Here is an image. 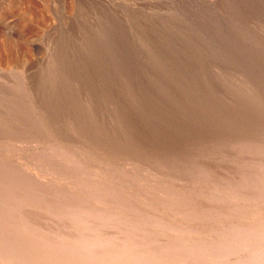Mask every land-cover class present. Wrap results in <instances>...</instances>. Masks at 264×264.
Returning a JSON list of instances; mask_svg holds the SVG:
<instances>
[{
	"label": "rangeland",
	"instance_id": "374dc122",
	"mask_svg": "<svg viewBox=\"0 0 264 264\" xmlns=\"http://www.w3.org/2000/svg\"><path fill=\"white\" fill-rule=\"evenodd\" d=\"M1 42L7 48L2 55L13 59L0 65L1 195L11 196L4 184L22 185L29 179L46 193L63 192L58 209L85 194L88 204L98 206L97 194H90L84 183L99 180L102 188L109 182L122 185V180L143 197L153 190L157 195L163 187L169 193L180 189L177 201H192L188 206L196 207L195 216L211 199L212 211L222 215L208 217L210 221L201 217L190 228L144 225L147 215L159 212L152 201L148 205L155 211L148 210L143 220L130 215L118 225L147 264H186L185 258L184 263L174 261L172 248L178 243L192 248L199 238L231 242L218 229L225 222L235 225L229 217L240 222L234 198L218 194L227 191V180L235 183L227 187L229 194L235 188L245 203L257 205L248 220L264 218V0H0ZM70 120L83 130L81 135ZM44 130L68 135L71 145H78L82 163L71 156L53 159L52 149L41 144L47 141H33L37 132H43L40 138L47 136ZM122 141L128 146L118 157H109V150L101 147ZM138 146L145 150L134 166L123 157H134ZM158 194L155 200L161 201L163 193ZM33 204L41 208L44 202ZM172 207L181 211L175 205L167 210ZM253 247L246 244L248 251ZM4 253L6 259L14 255ZM125 253L117 259L122 264L142 263V257L136 261L134 254Z\"/></svg>",
	"mask_w": 264,
	"mask_h": 264
},
{
	"label": "bare ground",
	"instance_id": "6f19581e",
	"mask_svg": "<svg viewBox=\"0 0 264 264\" xmlns=\"http://www.w3.org/2000/svg\"><path fill=\"white\" fill-rule=\"evenodd\" d=\"M26 35H27V33H26ZM5 46H6V44L4 45V43H2V42L0 43V65L1 64L6 65L7 63L10 64V63H12V60H13V59H10L9 57L5 58L4 55H2L4 52V49L6 48ZM7 47L9 48L8 45H7ZM6 50H7V48H6ZM67 73H68V71H67ZM67 73H65V74H67ZM63 81L64 80H62V82ZM62 109H64V108H62ZM207 109L208 108H206L205 112H207ZM201 110H202V108H201ZM3 117H5V116H3ZM68 124L69 125H76V127H75V130H77L76 133L78 135H81V133L79 131H83V130H81L78 127L79 125H77V123L75 124L74 121L70 120ZM80 126H81V124H80ZM35 128H36V126H35ZM121 128H123V126ZM118 131H116V132H118ZM4 132H6V127H5ZM44 132L46 133L45 130H44ZM121 132H123V131H121ZM28 133H29V131H28ZM37 133H38V137H39L43 132L42 133L37 132ZM59 133H61V132H59ZM10 135H12V134H10ZM32 136H33V134H32ZM116 136L117 135H115V137ZM3 137L4 136H0V138H3ZM14 137H15V139H18V137H21V135H19V136L14 135ZM38 137L33 139V141H36L37 139L47 141V142H42L41 144L45 145L44 148H46V146H47L46 149H50V150L52 149L51 155L53 156V159L55 157L60 156V155L62 157L64 156L65 158L67 156V157H69V159L71 156V159L73 158V161H75V163H79V164L82 163V161H80V159H78V154H77L79 147H78V145L76 147L71 145L72 140L70 138H68L69 137L68 135L57 134L56 132L54 134H52L49 132L47 134V136H45L44 138H40V137L38 138ZM22 138H23V136H22ZM203 139H204V137H203ZM116 141H118V140H116ZM107 142H108V140H107ZM118 142H116V143H118ZM64 143L69 144L70 145L69 148L71 150H69L65 146H63V145H65ZM121 143H123V144L119 143L120 146L115 144V147H113V148H112V146L114 144H112V146H111L109 143H108V145L103 143V146H101V147L105 150H109V152H110V153L108 152L110 154L109 157L110 156L118 157L119 154L124 153L121 150L126 149L128 146V145H124L127 142L125 143L122 141ZM244 143H246V142H244ZM132 145H135V142H133ZM142 146H141V148L139 146L136 148V153H134L135 156L132 155L134 157L130 158L131 154H129L130 157H128L127 159H125V157H123L124 160L128 161L127 163H133L132 165L136 166L135 165V163H136L135 160H137L136 158L138 157V155L139 156L142 155V152H144V150H145V149L144 150L142 149ZM138 149H140V150L138 151ZM79 150H80V152H84L81 149H79ZM87 151L89 152V150H87ZM89 154L90 153H87L86 155L88 157H91V156H89ZM104 154H105V152H104ZM84 157H86V156H84ZM86 159H87V157H86ZM86 159H84V160H86ZM61 160H63V159H61ZM88 160H87L86 164L89 163ZM92 160H94V159H92ZM262 160H264V159H262ZM61 163H63V162L61 161ZM100 163H98L99 168L101 167ZM102 163H104V162H102ZM137 163H139V162H137ZM139 164H141V163H139ZM82 166H83V164H82ZM88 166L90 168L91 165L88 164L85 167L87 168ZM123 166H126V165H123ZM103 167H105V165ZM54 168H56V167H54ZM94 168H91V169L95 170ZM121 168L122 167H120V169ZM141 168L142 167H140V169ZM259 169H261V168H259ZM83 170L86 171L85 169H83ZM93 170L88 169V171H90V173H91V176L94 174V173L92 174ZM108 170H107V172L105 171L107 174L109 172ZM114 170H113V172H114ZM117 170H118V168H117ZM125 170H128V169H125ZM137 170H139V169H137ZM141 170H143V169H141ZM79 171L78 172L75 171V172L78 173V175H80ZM84 171L82 173H84ZM88 171H86V172H88ZM96 171H101V170L97 169ZM96 171H95V173H96ZM261 171H264V170H261ZM110 172H112V171H110ZM123 172H125V171H123ZM205 172H207V171H205ZM128 173H129V171H128ZM25 174L29 175L30 173L28 174L25 172ZM55 174H56V172H55ZM85 174L86 173H84V175ZM115 174H117V173H115ZM88 175H90V174L88 173ZM96 175H97V173H96ZM96 175L94 174L93 176H96ZM98 175L101 176L100 173ZM103 175H105V174H103ZM109 175H107V176H109ZM127 175H130V174H127ZM107 176H106V178H107ZM112 177H115V176H112ZM120 178H121V175H120ZM74 179H75V177H74ZM98 179H99V176H98ZM25 180H26V178H25ZM64 180H65V178H64ZM68 180H70V179H68ZM91 180H92V177H91ZM91 180L89 178V180H87V181L91 182ZM2 181H1V183H2ZM78 181H76V182H78ZM204 181H206V180H204ZM29 182H31V181H29V179H28V181L26 183L23 182L22 185L21 184L20 185H18V184L14 185V184H4L3 183L6 187V191H9L11 196H8L7 193L5 194L6 196L0 194V264H101V263L104 264V262H109V264H122V261L117 260L119 258V256L120 257L123 256L122 254L126 252L125 255L131 253V254H134L133 255L134 257H137L136 252H134V251L137 250L139 247L136 244H133V242H131L130 238H129V240H126V236L123 235V232H124L123 229L118 227V225L121 224L122 222H126L127 217H130V215H132V216L137 215L138 217L140 216L142 218V215L145 214L148 210L153 211L152 210L153 208L150 209L153 206L148 205L149 204L148 201L154 202L153 204H155L154 205L155 208L159 209V212H157V214H155V212H154L155 210H154L153 211L154 214L153 213H152V215L149 214V215H147L146 218L143 217L144 222H145L144 225H146V223H147V225H151V224L154 226L158 225L161 228L176 229L174 227H170L171 225L176 224V225H179L180 227H182V226L187 227L188 226L190 228V225H193L195 223V221L197 219L199 220L201 217H203V218L206 217L205 219L210 221L211 218H214V217L216 218V217L222 215V214L219 215L220 213L217 210L212 211L213 203H211V199L208 200L209 203H206V205L203 206V209L207 213L210 212L209 215L207 216V213L205 211H202V212L200 211L195 216V213L193 211L195 210L196 207L194 208V210H189V209H191L190 208L191 206H188V205L194 204L192 201H190V200H188V201L184 200L185 202H182V200L181 201L179 200L180 202L177 201L179 199V197L177 195L181 193L180 189H176V191H174V193H173V190H174L173 189L170 191L171 193H169L168 192V190H170V189H168L169 187L167 189H166V187H163L158 192V193H163L162 198H160L161 201H156L155 198L157 199L158 195H160L158 193L156 195L157 191L155 192L153 190L150 193L147 192L148 196L143 197V196H141L142 193L141 194H139V193L134 194V192L133 193L130 192L131 189L129 190V188H128V185H129L128 182H126V181L124 182L122 180L120 181V182H122V185L120 183H117V182L105 183L102 181V183H105V185H103L102 188H101V185L99 183V180L98 181L96 180V182L94 181V183L91 185H89V184L87 185L84 183L83 186L88 189L90 194L91 193L97 194L94 196H97L96 199H97L98 206H95L94 203L88 204L90 198L86 196L87 198H89V199H87L88 200L87 201L84 197L86 195L85 194L83 197H81V199H79L80 201L75 202V204L66 203L64 201L65 204L63 203L64 205H62V207H60L59 208L60 210H59L56 206L57 205L56 203L57 202L60 203V201L62 200V197L64 195L63 192H56L55 191V192H53V194L46 193L43 188L38 186L39 183H38V185L35 184L34 186H32V184ZM227 183L228 184L226 185L225 188L228 192L224 191V189L223 190L221 189L222 192L218 193V194H226V195H224L226 199L227 198H229V199L234 198L233 201H234V205L236 208L235 210L238 211L237 212L239 214L238 220H240V222L236 223L235 219H231L230 217L228 218V216H227V218H228L227 221L234 220L235 225L232 223L227 224V222H225L226 225L223 224L224 226H221V227L218 226L219 228L218 227L217 228L219 230H221L220 232H223L224 234H227L228 236H230L231 242L226 243V242L222 241L221 239L216 240V238L215 239L210 238L209 241L206 240V238H205V240L203 238V241H202L199 238V241H196L193 244V246L191 245L192 248L191 247L190 248H186V247L184 248L183 246H180L181 245L180 243H178V244L175 243L177 245H174L172 248L174 256H175V260H174L175 262L179 261V263H184L186 261L185 262L186 264H200V263L201 264H203V263H208V264H264V218L259 216V217H261L259 222L257 221L258 216L256 219L253 217L256 221L255 220H248L250 214L256 212L257 205L254 204L253 205L254 207L252 208L251 205L245 203L246 200L245 201H243V200L246 198L243 197L244 196L243 194H240L237 196L235 188H231V190H230V193L232 191L233 195L229 194V190H228L229 188H227V187H229V185L235 187V183H234V181H228V180H227ZM64 184H66V183H64ZM64 184H63V186H64ZM77 184H79V183H77ZM119 184L121 186H119ZM66 185H68V184H66ZM162 185H163V183H162ZM30 186H32V187H30ZM117 186L121 187L120 191L117 190L119 188ZM123 186H125V187H123ZM131 186H133V185L131 184ZM166 186H168V185H166ZM219 186H221V185H219ZM76 187H77V185H76ZM156 187H157V185H156ZM170 187H172V186H170ZM131 188L133 189V187H131ZM0 189L3 190V187ZM101 189H102V191H101ZM134 189H135V187H134ZM74 190H76V189H74ZM74 190H71L72 193L76 192V191L73 192ZM80 190H82V189H80ZM157 190H158V188H157ZM57 191H58V189H57ZM142 191H144V190L142 189ZM30 192L32 194H34L33 198L31 197ZM67 193L69 194V192H67ZM101 193H102V195H100ZM79 194H80V191H79ZM144 194H146V192ZM168 195H169V197H168ZM174 197H176L177 199H173V201H172V198H174ZM33 199H35L36 201L41 200L42 202H44V205H42V206L40 205L41 208H35L33 206H30L31 204L34 205L33 203L36 202V201H33ZM219 199L222 202L224 200V198H222V199L219 198ZM158 202H159V204H158ZM216 204L217 205H215V204L214 205L219 208V203H216ZM172 205L179 207L181 211L180 212L175 211L174 208H176V207H174V208L172 207L174 211L173 210H167V209H170ZM240 205H242V206H240ZM160 208L162 210H160ZM167 211L169 213H167ZM211 212H213L214 216H211ZM234 214H235V211H234ZM254 216H256V215H254ZM143 218L141 220H143ZM167 219H169V220H167ZM245 219H247L248 221L245 222ZM131 220H130V222H131ZM216 220H217V218H216ZM243 220H244V222H243ZM208 224H210V223H208ZM229 225H230V227H229ZM113 227L115 230L113 229ZM148 228H149V226H148ZM135 236H138V235H135ZM217 236H219V235H217ZM222 236H224V235H222ZM157 237H159V236H157ZM247 238H249V239L246 241ZM135 240H137V239H135ZM146 242H148V241H146ZM165 242H166V240H165ZM251 243L254 244V247H253V249L248 251V249L246 248V244H251ZM154 244H157V243H154ZM166 245L167 244H165V246ZM6 250L12 251V253L14 252V255L11 254V257H9V258L7 257V259H6V256L4 253ZM140 252H142V251H140ZM6 253L8 254V252H6ZM170 254H172V253H170ZM160 255H158V256H160ZM138 256L142 257L141 258L142 263H140V264H147L148 263V259H146V257L144 259V255H141V253H140V255H138ZM139 257L136 258V261L139 260ZM184 258H185V261H184ZM133 259L134 258H132V260ZM158 264H159V262H158Z\"/></svg>",
	"mask_w": 264,
	"mask_h": 264
}]
</instances>
